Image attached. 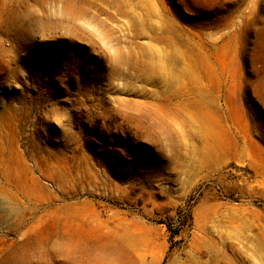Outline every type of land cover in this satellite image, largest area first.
<instances>
[{
	"label": "rangeland",
	"instance_id": "1",
	"mask_svg": "<svg viewBox=\"0 0 264 264\" xmlns=\"http://www.w3.org/2000/svg\"><path fill=\"white\" fill-rule=\"evenodd\" d=\"M0 183V264H264V0H0Z\"/></svg>",
	"mask_w": 264,
	"mask_h": 264
},
{
	"label": "bare ground",
	"instance_id": "2",
	"mask_svg": "<svg viewBox=\"0 0 264 264\" xmlns=\"http://www.w3.org/2000/svg\"><path fill=\"white\" fill-rule=\"evenodd\" d=\"M119 52V51H118ZM120 67V66H119ZM15 160V159H14ZM0 192H2L3 194V196L5 197V198H10V200H13L15 197L13 196V194H12V192L10 193L6 188H5V186H3L1 183H0ZM7 196V197H6ZM12 197H14L13 199H12ZM8 198V199H9ZM72 205V204H71ZM70 206V205H69ZM15 210V209H14Z\"/></svg>",
	"mask_w": 264,
	"mask_h": 264
}]
</instances>
